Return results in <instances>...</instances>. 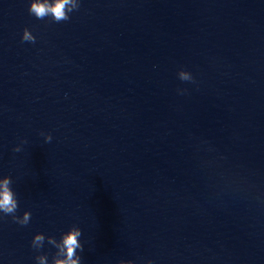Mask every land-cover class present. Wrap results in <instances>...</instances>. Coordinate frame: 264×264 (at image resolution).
<instances>
[{
    "label": "water",
    "instance_id": "1",
    "mask_svg": "<svg viewBox=\"0 0 264 264\" xmlns=\"http://www.w3.org/2000/svg\"><path fill=\"white\" fill-rule=\"evenodd\" d=\"M78 3L0 0V264H264V0Z\"/></svg>",
    "mask_w": 264,
    "mask_h": 264
},
{
    "label": "clouds",
    "instance_id": "2",
    "mask_svg": "<svg viewBox=\"0 0 264 264\" xmlns=\"http://www.w3.org/2000/svg\"><path fill=\"white\" fill-rule=\"evenodd\" d=\"M79 9L78 0H31L29 13L34 15L37 19H44L46 16H51L52 20L56 23L67 21L70 19L69 13L73 10ZM22 41L35 43L36 37L31 33L28 28L23 30ZM179 79L182 81H192L193 77L188 71L181 70L178 73ZM180 91V90H178ZM45 142H51V134H44ZM21 143H27L26 140ZM14 152L21 151L20 145L13 148ZM12 179L10 176L0 178V213L4 217L11 216L12 220L21 225L27 226L31 219V212L25 211L23 216H17L18 200L16 193L13 191ZM3 217H0L2 219ZM81 229L73 225L67 232L61 235L57 240L54 236L45 237L43 233H36L31 241V246L34 250L39 251L45 240L48 244L55 247L56 252L49 261L46 254H39L35 257L37 264H80L81 257L77 254V249L83 248L80 237ZM123 264V261L120 262ZM148 264H152L148 261Z\"/></svg>",
    "mask_w": 264,
    "mask_h": 264
}]
</instances>
